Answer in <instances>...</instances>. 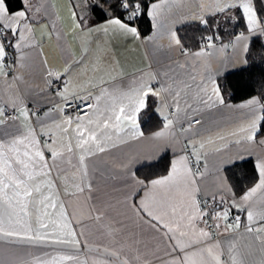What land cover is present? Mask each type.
<instances>
[{"label": "crops", "instance_id": "crops-1", "mask_svg": "<svg viewBox=\"0 0 264 264\" xmlns=\"http://www.w3.org/2000/svg\"><path fill=\"white\" fill-rule=\"evenodd\" d=\"M153 2L162 5L157 18L158 26L153 27L149 18L151 31L145 36L141 34L139 39H134L111 31L107 35L81 33L72 23L74 9L70 0H30L32 5L40 7V12L35 14L31 22L32 32L28 35L30 46L23 47L21 52L17 53L12 73L7 72V77L0 75V107L8 105L12 108L13 103L18 107L42 106L43 109L39 113L40 120H37V116L31 118V126L39 128L41 123L50 125L57 117L56 108L60 102L52 89L48 87L51 77L47 75V72L52 70L63 73L66 66H71L75 68L72 74L73 82L87 84L89 80H92L94 83H99L101 73L94 72V67L97 57L103 56V65L112 76L116 77L114 84L123 83L129 87H138L143 79L153 88L160 90V96H149L148 103H153V110L161 126L154 131L144 132L138 116L137 122L143 135L131 139L128 136L131 131L129 129L120 133L121 137L127 140L126 143H119L114 137L115 147H110L108 151L88 159V176L83 181L78 178V174L74 182V169L65 163H59L52 170V178L57 185L59 197L57 209H49V211L58 214L59 203L64 204L69 221L80 240L78 250L63 245L31 247L19 242L0 241V264L4 261L15 264L18 256L31 259L33 255H39L42 259L49 260L63 254L78 257V261L63 262V264H79V261H83L84 264H94V261L104 258V248L110 251L119 250L121 258H128L131 264H166L170 259L166 251L168 241L162 233L142 224L130 207L133 204V198L140 194V186L136 184V180H150L166 175L174 158L181 155L191 157L193 141L196 142L197 147L201 142L205 144V147L200 150V170L205 171L203 165L205 163L208 165L204 183L200 185V198H204L205 189L214 190L213 185L219 183L215 180L217 166L228 167L247 159L255 164L258 158L264 159V145L249 144L244 141L237 144L236 140L239 137L231 135L245 123L246 117L251 115L249 109L239 106L249 99L258 97L253 96L243 101L231 102L226 100L220 92L225 105L230 107L217 105L209 110L207 106L199 102V97H204L205 93L198 87L206 86L207 92L211 94L213 86L218 87L219 77L245 67V44L249 46L251 39L260 35L249 36L246 41H237L236 36L230 41L215 42L213 39L211 41L213 47L200 46L195 50H185L181 41L178 45L171 39V34L175 32L179 39L177 29L196 17L205 18L201 0H155ZM20 4L21 6L17 9L24 7L23 0H20ZM244 34L248 35V33ZM149 37L152 39L150 40ZM201 51L205 54L195 55ZM20 55L24 57L22 61L18 59ZM83 56H87V59L77 66V61ZM112 68H115V71H112ZM15 76L22 79L16 80L13 78ZM149 76L152 77L151 80ZM104 79L110 80L111 77L104 74ZM132 81L136 83L132 84ZM111 86L110 84L101 85V87L109 88ZM91 91L98 94L100 87L91 88ZM177 104L179 111H177ZM49 110H51V116L45 117L44 113ZM161 110L173 123L163 138L155 139V133L166 131L164 118L160 114ZM195 118H198L201 123L194 124L189 131H184L189 128L186 123ZM74 127L73 124L72 128ZM18 128L21 131L24 130L21 128L20 120L0 126V132L4 130L15 132ZM60 135L63 136V133ZM68 135H72L71 129ZM209 138L212 143H208ZM257 139H264V136H257ZM64 142L67 143V140ZM72 145L75 148L74 139ZM217 148L220 149L219 152L216 151ZM205 152L206 157L203 155ZM240 153L244 154L243 160L237 159ZM166 154L169 155L166 173L150 179L137 175L138 168L155 163ZM68 155L65 153L66 158ZM225 157H231L234 163L222 165L221 161ZM73 163H78L75 157H73ZM222 175L226 176L225 173ZM89 182L92 184L91 193L87 189ZM256 182H258L257 179ZM77 184L84 187L83 193L78 191ZM228 184L230 185L229 182ZM223 192L227 206L230 208L229 222H232L233 213L237 209L231 208V194L227 188H224ZM258 196L259 194L254 197L255 202L251 205L254 212L264 207ZM238 197L239 195L237 199ZM216 206L221 212L225 207L220 203L219 196ZM97 213L102 215L101 221L95 219ZM240 220L241 226L238 229L224 232L221 228L217 230L221 236L220 239H214L212 234L207 243L219 242L221 249L225 252L222 259L227 260L228 245L234 242L237 251L241 253L239 258L245 264H264V247L261 245V240L255 238L256 236L264 238V233L246 232L244 227L247 223L246 212L241 213ZM223 223L221 221L222 225ZM197 227L206 226L201 221L197 223ZM109 259L112 258L109 257Z\"/></svg>", "mask_w": 264, "mask_h": 264}, {"label": "snow or ice", "instance_id": "snow-or-ice-1", "mask_svg": "<svg viewBox=\"0 0 264 264\" xmlns=\"http://www.w3.org/2000/svg\"><path fill=\"white\" fill-rule=\"evenodd\" d=\"M85 4L93 12L99 9L101 20L104 22L97 23L90 20L88 15L73 11L72 23L75 29H79L85 35L92 33L107 35L111 31L134 39H139L141 36L138 25L143 18H150L152 26H158L157 18L162 9L161 3L152 0H92L91 3L85 0ZM23 5L21 9L12 10L7 0H0V75L5 77L8 76L4 68L9 51L11 50L14 57L12 65H15L17 53H20L23 47L30 46L28 35L32 32L31 22L35 14L40 12V7L32 5L30 0H23ZM216 9L221 12H231L232 20L245 25L248 35L241 32L235 37L237 41H246L249 36H264V0H222V2L217 0ZM84 11L86 12L87 9ZM202 23L207 24V21L202 19ZM149 39L151 40L152 37ZM171 39L176 44H180L175 32L171 34ZM212 40L213 37L209 36L208 47H213ZM85 51L87 52V49ZM244 51H248L247 44ZM204 54L203 51L195 53L196 56ZM18 59L22 61L23 55ZM86 59L87 56L81 57L77 61V66ZM74 71L75 68L66 66L63 73L52 70L47 72L49 77H55L54 80L48 81V87L51 89L55 85V95L60 102L56 108L57 117L50 125L41 123L39 128L32 127L31 115L36 114H30L26 106L18 107L13 103L10 119L20 120L21 128L24 130L18 128L15 132L7 130L0 132V241L19 242L31 247L63 245L78 250L80 240L69 221L64 204L59 203L58 214L49 211V209H57L59 197L57 185L52 178V170L59 163H65L74 169L73 181L75 182L78 174V178L83 181L88 176V159L108 151L110 147H115L114 137L115 141L126 143L127 140L121 137L120 133L129 129L131 131L128 136L131 139L143 135L137 117L148 108L149 96H160V90L153 88L143 79L138 87H129L123 83L114 84L116 77L112 76L103 65V56L97 57L94 67V72L101 73L99 83H94L92 80L87 84L73 82ZM112 71H115V68H112ZM104 74L109 75L111 79H104ZM13 78L22 79L19 76ZM151 79L152 77L149 76V80ZM135 83L136 81H132V84ZM108 84L112 85L111 88L101 87ZM97 87H100V91L95 94L91 88ZM198 87L205 93L204 97H199L197 94L199 102L209 110L217 105L230 107L225 105L220 90L215 85L211 94L207 92L206 86ZM239 107L249 109L251 115L246 117L242 126L231 133L239 137L236 143L240 144L244 141L249 144L264 145V139H257L258 134L264 136V103L258 98H252ZM66 108L73 109L75 118L71 113L66 114ZM177 111H179L178 104ZM160 114L164 118L166 131L155 133V139L163 138L173 123L163 110ZM44 116L50 117L51 110L46 111ZM8 119L5 109L0 107V126L5 125ZM37 120H40L39 115ZM194 123L200 124L201 121L196 119ZM73 124L74 128H72ZM46 128L48 130H45ZM191 128L192 125L189 124V128L184 131H189ZM70 129L71 136L68 135ZM61 133L63 136L60 135ZM73 139L75 148L72 145ZM65 140L67 143L64 142ZM208 143H212L211 138ZM204 147L203 142L197 147L196 142L193 141L191 157H194V160L187 155H181L171 161L170 170L166 175L156 179L136 180V184L140 186V194L133 198L130 207L142 224L162 233L168 241L166 251L170 259L166 264H245L239 258L241 253L237 251L234 242L228 245V259H222L225 252L221 249V244L207 243L212 236L207 228L214 227L217 230L222 228L224 232H228L241 226L239 215L235 217L234 222H229L230 208L227 206L223 192V189L227 188L231 194V208H236L238 212H246L247 223L244 225L246 232L264 233V207L254 212L251 206L257 194L260 203L264 205V159L258 158L254 164L258 182L239 195L238 199L226 176L222 175L231 169L221 166H217L215 170V180L219 183L213 185L214 190L205 189L204 198H200V185L204 183L208 168L205 163L203 165L205 171L200 170V150ZM216 151L219 152L220 149L217 148ZM65 153L69 154L67 158ZM203 155L206 157L207 153ZM73 157L76 158L77 164L73 163ZM243 158V153L238 154L237 159L243 160ZM248 162L252 163L251 160ZM231 163H234L231 157H225L221 161L225 166ZM76 187L80 193L85 191L81 184H77ZM87 189L91 193L90 182ZM218 196L220 203L225 205L222 212L217 210ZM34 215L35 220H33ZM95 219L101 221L103 217L97 213ZM201 221L206 227H197V223ZM209 221L214 223L210 225ZM221 221L224 222L223 225ZM255 238L260 239L264 247V238L259 236ZM103 251L104 258L94 261V264H131L128 258H121L119 250L110 251L104 248ZM69 261H78V257L63 254L45 260L39 255H33L31 259L18 256L15 264H63ZM2 264H11V262L4 261ZM79 264L84 262L79 261Z\"/></svg>", "mask_w": 264, "mask_h": 264}, {"label": "trees", "instance_id": "trees-1", "mask_svg": "<svg viewBox=\"0 0 264 264\" xmlns=\"http://www.w3.org/2000/svg\"><path fill=\"white\" fill-rule=\"evenodd\" d=\"M70 1L74 11L78 14H86L90 20L97 23L103 21L101 20L100 10L96 9L93 12L85 4V0ZM91 2L92 0H89V3ZM7 3L11 9H17L21 6L20 0H7ZM85 9H87L86 12ZM203 20H206L207 24L202 23V19L195 18L177 29L179 39L185 50L199 48L200 38L208 39L209 36H212L213 39L230 41L241 32L247 33L243 23L231 19V12H216L206 16ZM138 29L143 36L147 35L151 31L149 18H143L138 25ZM245 59V67L229 72L217 79L220 92L226 100L231 102H239L256 96L264 103V36L251 39ZM153 109V103H148V108L139 115L144 132L154 131L161 126ZM258 136L260 135L258 134ZM249 160L234 163L228 166L231 170L225 172L228 182L237 195L242 194L256 181L257 173L254 171L253 162L249 163ZM168 166L169 155L166 154L155 163L138 168L137 175L144 179H150L166 173Z\"/></svg>", "mask_w": 264, "mask_h": 264}, {"label": "built area", "instance_id": "built-area-1", "mask_svg": "<svg viewBox=\"0 0 264 264\" xmlns=\"http://www.w3.org/2000/svg\"><path fill=\"white\" fill-rule=\"evenodd\" d=\"M215 42H219V39L216 38V39H215ZM199 44H200V46H202V47H208L209 41H208V39H206V38H200V39H199ZM13 59H14V58H13V55H12L11 50H10V51H9V55L6 57V61H5V68H4V71H5V72H8V73H12V72H13V66H14V65H12V61H13ZM62 78H63V77H62ZM54 79H55L54 76L51 77V80H54ZM51 89H52V91L55 93V85H53V87H52ZM2 107L5 109L6 114L9 116V119L7 120V122H15V121H12V120L10 119V115H11L13 109L10 108L8 105H3ZM27 108L29 109L30 114H31V113H35V114H36V115H31V118L36 117L37 115H39V113H40L41 110L43 109L42 106H39V107L27 106ZM65 112H66V114H67V113H71V114L73 115V117H75V113H74L73 109H71V108H66V109H65ZM17 115H19V112H18V111H17ZM196 119H198V118L192 119L191 121L187 122L186 125L189 126V124H191V125L193 126V125L195 124V123H194V120H196ZM186 149H187V148H186ZM187 152L190 153V151H187ZM241 213H242V212H238V210L235 211V212L233 213V217H232L231 221L234 222L235 217H236L237 215L241 216ZM213 223H214L213 221H209V224H210V225L213 224ZM208 230L213 234L214 239H220L221 236H220V234L218 233L217 229H215L214 227H208Z\"/></svg>", "mask_w": 264, "mask_h": 264}, {"label": "rangeland", "instance_id": "rangeland-1", "mask_svg": "<svg viewBox=\"0 0 264 264\" xmlns=\"http://www.w3.org/2000/svg\"><path fill=\"white\" fill-rule=\"evenodd\" d=\"M221 2H222V0H221ZM216 4H217V0H201V5L203 8L204 17L211 15L213 13H216V12H221V11H218L216 9ZM222 13H224V12H222ZM196 18H198V17H196Z\"/></svg>", "mask_w": 264, "mask_h": 264}]
</instances>
